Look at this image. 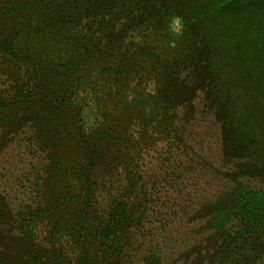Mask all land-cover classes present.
Here are the masks:
<instances>
[{"label": "trees", "instance_id": "16d2710c", "mask_svg": "<svg viewBox=\"0 0 264 264\" xmlns=\"http://www.w3.org/2000/svg\"><path fill=\"white\" fill-rule=\"evenodd\" d=\"M0 264H264V0H0Z\"/></svg>", "mask_w": 264, "mask_h": 264}, {"label": "rangeland", "instance_id": "374dc122", "mask_svg": "<svg viewBox=\"0 0 264 264\" xmlns=\"http://www.w3.org/2000/svg\"><path fill=\"white\" fill-rule=\"evenodd\" d=\"M210 127H212V125H210V124L207 125L206 131H207V133L210 131V135H212L213 137L209 141V145L208 146L201 145L202 149H204V150H203V153L200 152V154L207 155L208 158H212V155L216 154L217 151H218V145H216V138H217L216 132H215L214 129H210ZM205 147H207V148H205Z\"/></svg>", "mask_w": 264, "mask_h": 264}, {"label": "clouds", "instance_id": "9594fccd", "mask_svg": "<svg viewBox=\"0 0 264 264\" xmlns=\"http://www.w3.org/2000/svg\"><path fill=\"white\" fill-rule=\"evenodd\" d=\"M171 30L174 35H182L183 33V21L180 17H173L171 21Z\"/></svg>", "mask_w": 264, "mask_h": 264}]
</instances>
